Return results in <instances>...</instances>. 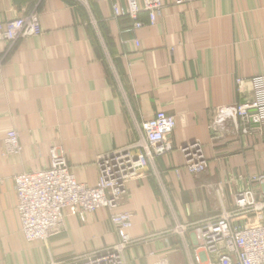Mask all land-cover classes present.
<instances>
[{
  "label": "crops",
  "instance_id": "obj_1",
  "mask_svg": "<svg viewBox=\"0 0 264 264\" xmlns=\"http://www.w3.org/2000/svg\"><path fill=\"white\" fill-rule=\"evenodd\" d=\"M162 2L155 20L143 11L145 25L135 29L110 0H0V22L35 11L42 29L0 42V264H45L50 253L114 244L118 232L104 208L83 223L66 207L64 234L49 246L28 241L14 176L49 167L58 148L78 181L96 185L100 157L134 141L141 122L160 110L176 118L174 148L128 185L123 206L139 240L128 264L162 257L206 264L211 255L196 233L174 229L233 207L235 193L252 186L250 175L264 172V125L248 133L241 120L238 128L234 121L211 127L220 107L251 99V78L264 74V0ZM10 130L19 153L6 151ZM195 141L208 161L198 174L184 168L183 149Z\"/></svg>",
  "mask_w": 264,
  "mask_h": 264
},
{
  "label": "built area",
  "instance_id": "obj_2",
  "mask_svg": "<svg viewBox=\"0 0 264 264\" xmlns=\"http://www.w3.org/2000/svg\"><path fill=\"white\" fill-rule=\"evenodd\" d=\"M116 16L134 20V28L145 24L139 19L147 11L152 21L161 11L162 0H110ZM124 1L125 6L121 5ZM188 0H175L180 4ZM42 32L38 13L32 11L5 22H0V42L14 43L18 39ZM253 96L247 101L225 105L217 110L213 119L214 131L224 127L228 120H241L242 131L249 132L250 125H264V74L251 78ZM176 118L165 111L143 120L138 137L126 147L107 153L99 159V177L96 185L76 179L65 153L51 149V164L37 171H24L14 176L17 195V212L21 230L28 241L48 239L66 231L64 208L72 207L85 221L89 213L100 208L111 211L110 221L118 232L117 241L109 246L46 264H128L129 247L137 244L129 234L133 226L132 212L121 209L120 200L127 185L140 174L144 161L152 163L157 156L172 151V133ZM248 126V127H247ZM6 151L19 153L22 149L18 132L10 130L5 137ZM187 161L184 168L193 174L205 171L208 161L199 142L184 147ZM249 186L238 190L230 209L202 219L192 227L202 247L210 253L206 264H264V172L250 175ZM221 194L220 186L217 189ZM185 225L176 229L184 230ZM199 261V257L195 258ZM158 264H168L161 258Z\"/></svg>",
  "mask_w": 264,
  "mask_h": 264
},
{
  "label": "rangeland",
  "instance_id": "obj_3",
  "mask_svg": "<svg viewBox=\"0 0 264 264\" xmlns=\"http://www.w3.org/2000/svg\"><path fill=\"white\" fill-rule=\"evenodd\" d=\"M228 121H230V122H232V120H228ZM227 121V122H228ZM238 123V122H237ZM212 124H213V120H212V123H211V126H212ZM239 124V123H238ZM159 156H157L156 158H158ZM155 158V159H156ZM146 167L147 168H149L150 167V163L148 162L147 163V161H144V164H143V167L140 169V174L138 175L137 174V176L135 177V178H133V180L134 179H137L138 177H140L141 176V174L143 173V171H142V169L144 168V169H146ZM148 171H150V170H148ZM145 172V171H144ZM146 173V172H145ZM132 180H130L129 182H128V185H129V183L131 182ZM128 185H127V191H128ZM163 190L164 191H166V190H168L167 189V187H164L163 188ZM126 196H127V192L122 196V198H121V200H120V207H121V209H125L124 208V206H123V204L125 203L124 201H125V198H126ZM224 208H226V207H224ZM232 208V207H231ZM104 209H106L107 211H108V213H109V219H110V215H111V211H110V209H108V208H104ZM227 209H230V208H227ZM130 211V210H129ZM131 212V211H130ZM220 212V211H219ZM218 212V213H219ZM218 213H216V214H218ZM133 215V214H132ZM213 215H215V214H213ZM210 216H212V215H210ZM210 216H208V217H210ZM205 218H207V217H205ZM86 219H87V217H86ZM132 219H133V216H132ZM204 219V218H203ZM202 220V219H201ZM201 220H199V221H197V222H195V223H192L191 225H185L186 226V228L185 229H188V228H190V229H192L195 233H196V230H195V228L194 227H192L193 225H196V223H198V222H200ZM80 221L81 222H83V223H85V221H83V220H81L80 219ZM111 222V221H110ZM178 225H184V224H178ZM177 225V226H178ZM177 226H176V228H177ZM174 229L175 231H177L178 233H182L183 231L182 230H179V229ZM66 232V231H65ZM64 232V233H65ZM64 233H62V234H64ZM62 234H59V235H62ZM59 235H57V236H59ZM55 237V236H54ZM54 237H52V238H54ZM52 238H50V239H48L47 241H43V243L44 244H46L47 246H49V243H50V240L52 239ZM182 244H183V241H182ZM113 245V244H112ZM111 246V245H110ZM202 246V245H201ZM106 247H109V246H106ZM105 247V248H106ZM132 247V246H131ZM131 247H129V249L127 250V254H126V257H128V252H129V250H130V248ZM97 250V249H96ZM85 253V252H84ZM76 254H81V253H71V254H62V255H55V254H51L50 253V256H49V260L47 261V263L48 262H50V261H52V260H59V259H64V258H66V257H70L71 255H76ZM162 258H167V257H162ZM167 260H168V262H169V259L167 258ZM46 264V263H45Z\"/></svg>",
  "mask_w": 264,
  "mask_h": 264
}]
</instances>
